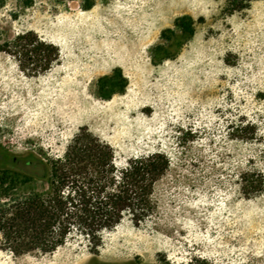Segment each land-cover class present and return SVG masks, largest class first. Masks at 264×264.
<instances>
[{"label": "rangeland", "instance_id": "obj_1", "mask_svg": "<svg viewBox=\"0 0 264 264\" xmlns=\"http://www.w3.org/2000/svg\"><path fill=\"white\" fill-rule=\"evenodd\" d=\"M228 1L0 0V207L48 193L21 162L50 168L82 129L120 167L170 158L151 216L105 230L98 255L83 238L21 254L0 241V264H264V0ZM26 31L57 47L49 68L5 50Z\"/></svg>", "mask_w": 264, "mask_h": 264}, {"label": "trees", "instance_id": "obj_2", "mask_svg": "<svg viewBox=\"0 0 264 264\" xmlns=\"http://www.w3.org/2000/svg\"><path fill=\"white\" fill-rule=\"evenodd\" d=\"M251 1L229 0L228 10H242ZM176 26L189 35L195 33L191 15L178 17ZM5 45V50L29 60L35 68L47 69L59 56L53 43L32 31L18 34ZM169 164V156L157 150L120 167L114 162L113 147L82 129L65 154L50 161V168L40 158L21 162L34 176L50 177L51 188L46 194L19 196L0 207L1 244L18 254L53 252L71 238H83L98 255L105 230L126 218L138 225L151 216L155 184ZM243 180L246 186L253 185L246 175Z\"/></svg>", "mask_w": 264, "mask_h": 264}]
</instances>
